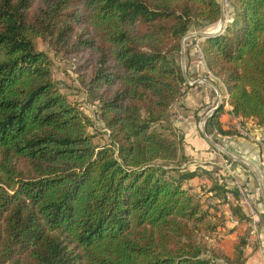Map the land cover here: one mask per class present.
I'll return each instance as SVG.
<instances>
[{"label":"trees","instance_id":"trees-1","mask_svg":"<svg viewBox=\"0 0 264 264\" xmlns=\"http://www.w3.org/2000/svg\"><path fill=\"white\" fill-rule=\"evenodd\" d=\"M230 10L200 46L232 113L264 125V0ZM222 12L221 0H0V264H221L200 238L218 226L210 203L185 181L205 174L220 201L240 196L219 170L186 162L171 106L188 85L183 37ZM39 38L75 59L110 142H95ZM224 100L206 130L240 133L222 124ZM248 234L228 264L246 263Z\"/></svg>","mask_w":264,"mask_h":264},{"label":"crops","instance_id":"crops-1","mask_svg":"<svg viewBox=\"0 0 264 264\" xmlns=\"http://www.w3.org/2000/svg\"><path fill=\"white\" fill-rule=\"evenodd\" d=\"M211 25L203 26L205 27L204 29L200 27V30L190 32V36L184 41L182 62L186 80L188 82L190 79H195L196 83L187 86L185 92L179 99V109L182 111L183 117L177 119L174 117V114V124L178 132L184 134L186 148H188V145L198 144L202 148L200 153H195V157L196 155L199 158L203 156L205 161L215 162L212 160V157L218 156V153L220 159L217 161L218 163H216L215 169H218L220 174L233 187L235 185L234 182L237 180L246 185L250 197V204L243 202L242 207L250 215L251 219L241 220L238 215L233 213L231 207L232 203L239 200L235 197V194L232 197H228L226 193L227 200L220 201L210 189L212 180L209 176L208 178L206 177L207 175L205 177L202 175L189 179L194 189L199 187L197 186L198 183H203V186L208 184L207 187L209 189L204 195V199H207L210 203L211 211V204H215L214 206L218 207L216 213L222 215L225 218V222L232 226V230L227 235L225 234V238H222L221 242V247L224 248L226 254L232 256L234 246L232 243L240 236L239 234L249 231L245 249L247 255L245 264H264V125H259L249 118L246 119V125L243 126L240 118L231 111V104L228 99L226 87L218 86L215 81L217 77L210 72L207 65L200 62L197 51L199 37H196L201 34V31L209 29ZM200 79H203L202 82H199ZM216 86L222 88V93L225 94L224 111L220 116L223 126L236 127L240 130V133L235 134H223L214 131L217 134L216 136L219 137V141L227 149L225 150V154L217 152V150L213 149V146L209 148V141L207 140L208 143L204 141L205 137L202 136L198 128V123H201L207 113L212 111L219 102H222L221 98L214 104L215 96L213 95V90H216ZM217 92L221 93V90H217ZM180 111L178 110L179 113H181ZM247 127L251 129L250 135L243 133V129L245 130ZM228 157L231 161L228 160ZM205 166L208 168L213 167L210 165ZM251 204L256 208V213L252 214L250 212ZM254 222L257 224V232L255 234L251 233ZM221 227L224 228V225H219L216 228L220 230ZM230 240L232 241V246H230ZM230 248L231 251H229Z\"/></svg>","mask_w":264,"mask_h":264},{"label":"rangeland","instance_id":"rangeland-1","mask_svg":"<svg viewBox=\"0 0 264 264\" xmlns=\"http://www.w3.org/2000/svg\"><path fill=\"white\" fill-rule=\"evenodd\" d=\"M215 24V25H213ZM209 29L207 30H219L220 28H222L223 23L221 24L220 21L213 23ZM221 25V26H220ZM219 27V28H217ZM205 27H201V29H204ZM195 30H200V25H196L190 32H193ZM225 30V29H224ZM223 30V31H224ZM186 35V34H185ZM190 35H188L186 39H188ZM197 36V35H196ZM203 34L201 33L199 36H197L196 38L199 37L198 41H197V45H200V39H204V37H202ZM184 40V41H185ZM183 41V45H185ZM39 43V47L46 49L49 54L52 57L53 60V76L56 79L59 87L61 88L62 91H64L65 93L68 94V96L70 97V99L74 102H76L77 104H79L85 111L86 113H88L92 120H93V125H91L89 127V131L91 133H93L94 135V139L95 142L99 145H103L107 142H110V135L109 132L110 130L108 129V127L105 125V123L103 122L101 116H100V109L98 107V102L96 100H93L87 93L86 89L83 87L82 83L80 82L79 79V74L75 69V65L73 64V62L75 61V59H71L66 57L63 53L61 52H56L47 42H45L44 40H42L41 38H39L38 40ZM200 60V58H199ZM201 62V60H200ZM191 80H195V79H191ZM203 79H200L199 82H202ZM191 84L188 83V85H184L183 86V91L185 92V89L187 88V86H189ZM217 87V86H216ZM218 88V89H217ZM216 90H213V95L215 96V101L214 104H216V102L221 98H224V95L222 93V88L217 87ZM217 90H221V95H219V93L217 92ZM222 101V100H221ZM179 100L174 101V103L172 104V115L175 114V118L177 117V114L179 113L178 110L179 109ZM224 104H225V100H224ZM181 114L182 111H180ZM210 112V111H209ZM208 117V113L207 115L202 119L201 123H198V128L201 131L202 136H204V141L207 142V140L210 143V146H213L215 150H217V152L219 153H224L225 154V150L226 147L219 141V137L216 136V133H212V132H208L206 130V122L204 123L203 120L205 118ZM245 130H247L248 132H251L250 128H245ZM168 133H170V135L172 137H174V134L168 129L167 130ZM208 143V142H207ZM201 149V150H200ZM202 151V148L199 147L198 145H188V148H186L185 144H184V148L181 150V152L185 153V155L187 156V160L186 162L191 163V165H193V163H198V164H205V165H210L213 166V168H216V163H218L217 161H219L220 159V155L217 153L218 156L216 157H212V160H214L215 162H209V161H205V159L203 158V156H201V158L195 157V153H200ZM216 153V152H215ZM227 157V156H225ZM196 158V159H194ZM228 160L231 161V159ZM191 161V162H190ZM172 163V162H171ZM167 165H173L168 163ZM219 165V164H217ZM218 170V169H216ZM215 172V171H214ZM213 172V175L215 174ZM205 177V174H204ZM208 177V176H206ZM209 178V177H208ZM186 183H190L189 179L185 181ZM208 185V184H207ZM207 185L203 186V183H198L197 189H192L194 192H196L197 194H201L202 197L204 198L205 194L208 192V187ZM193 187V186H192ZM209 195V194H208ZM205 207H206V202L204 203ZM215 204H211L212 206V213L214 214L212 221L213 222H217L218 226L224 225V228L221 227L220 230L219 229H214L211 231H207L206 229H201L200 231V238L201 241L203 243V249H204V253L213 257L214 259L218 260L221 264H228V260L227 257L229 255L226 254L224 248L221 247V242H222V238L224 239L225 234L227 235L231 230H232V226L228 223L225 222V218L222 215H219L218 213H216V211L218 210V207L214 206ZM239 235H243V234H239ZM239 241V237L236 239V241H234V243H232V241L230 240V246L231 243L235 246V243ZM248 241V240H247ZM234 246H233V250H234ZM231 251V248L230 250ZM231 257V256H229Z\"/></svg>","mask_w":264,"mask_h":264},{"label":"built area","instance_id":"built-area-1","mask_svg":"<svg viewBox=\"0 0 264 264\" xmlns=\"http://www.w3.org/2000/svg\"><path fill=\"white\" fill-rule=\"evenodd\" d=\"M221 4H222V9H223V12H224L225 20H224V24H223L222 28L219 29L220 32L223 31L224 29H226L227 24L228 23H231L234 20V14L230 10L231 0H221ZM198 54H199V58L201 60V63L207 65V62H206L204 53H203L200 45H198ZM210 72H212V71L210 70ZM188 83L191 84V85H194L196 83V80H191L190 79V80H188ZM227 94L229 96L228 91H227ZM219 95H221L220 92H219ZM220 99H221V97H220ZM211 112L212 111H210L208 113V116L211 114ZM182 117H183V115L181 113H178L176 118L177 119H180ZM206 119L207 118H205L203 120L204 123L206 122ZM243 133H246V134L250 135V132H248L247 130H244V129H243ZM214 173H215L214 176H217L218 175V172L217 171H215ZM234 184L235 185H234L233 188L236 189V191L238 192V194L240 196L239 200L241 202V205H242L243 202H246V203H249L250 204V197H249V194H248L246 185L244 183L238 181V180L235 181ZM227 196L228 197L234 196V192H232V191L227 192ZM250 212L252 214L253 213H256V208L252 204L250 205ZM256 232H257V224L254 222L252 224L251 233L255 234Z\"/></svg>","mask_w":264,"mask_h":264},{"label":"water","instance_id":"water-1","mask_svg":"<svg viewBox=\"0 0 264 264\" xmlns=\"http://www.w3.org/2000/svg\"><path fill=\"white\" fill-rule=\"evenodd\" d=\"M223 10V9H222ZM220 20L222 21V23H224V20H225V17H224V12H222V15H221V18ZM220 30H216V31H213V30H205V31H201V33L203 34L202 37L204 36H207V35H214V34H217L219 33ZM189 35V33H187L184 37H183V40L182 42L185 40V38ZM182 52H183V49H182ZM228 99H229V96H228ZM220 102L212 109V112H214L217 107L219 106Z\"/></svg>","mask_w":264,"mask_h":264},{"label":"bare ground","instance_id":"bare-ground-1","mask_svg":"<svg viewBox=\"0 0 264 264\" xmlns=\"http://www.w3.org/2000/svg\"><path fill=\"white\" fill-rule=\"evenodd\" d=\"M220 22H221V24H222V21L221 20H219ZM218 23V22H217ZM224 24V23H223ZM221 26V25H220ZM217 28H219V27H217ZM221 29V28H220ZM220 32V31H219Z\"/></svg>","mask_w":264,"mask_h":264}]
</instances>
